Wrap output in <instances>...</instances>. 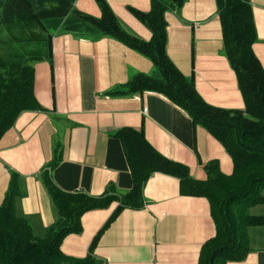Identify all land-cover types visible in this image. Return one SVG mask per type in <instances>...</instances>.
<instances>
[{
	"label": "crops",
	"instance_id": "obj_1",
	"mask_svg": "<svg viewBox=\"0 0 264 264\" xmlns=\"http://www.w3.org/2000/svg\"><path fill=\"white\" fill-rule=\"evenodd\" d=\"M115 17L139 39L151 33L129 12H148L149 0H105ZM256 30L252 51L264 70V0H250ZM75 10L94 18L100 11L94 0H76ZM166 53L197 93L209 105L242 110L236 77L223 55L215 0H185L179 10L166 12ZM154 67L143 55L118 41L86 39L56 32L52 37V68L34 64V96L40 111L21 113L0 139V205L10 175L20 178L22 195L15 213L42 238L57 219L39 173L52 161L54 185L65 193L100 196L111 186L116 196L132 187L121 143L114 134L123 128H143L147 143L166 159L188 168L204 182L203 167L215 162L229 176L232 161L224 148L203 128L164 96L143 92L114 97L115 88L135 74L152 75ZM146 113L142 114V109ZM142 209H124L101 234L94 264H197L202 245L215 235L209 204L202 197L182 196L176 178L155 173L145 183ZM85 213L80 234L60 245L69 260L88 256V247L117 207ZM262 205L253 207L252 216ZM250 209V210H251ZM249 253L241 262L264 264V227L247 229Z\"/></svg>",
	"mask_w": 264,
	"mask_h": 264
},
{
	"label": "trees",
	"instance_id": "obj_2",
	"mask_svg": "<svg viewBox=\"0 0 264 264\" xmlns=\"http://www.w3.org/2000/svg\"><path fill=\"white\" fill-rule=\"evenodd\" d=\"M75 1L0 0V47L13 49L7 57L0 49V139L21 113L42 110L34 96V64L47 62L52 68V37L56 32L86 39L107 37L143 55L154 67L152 75L135 74L109 95L153 92L164 96L224 148L232 161V173L225 176L215 162H209L203 168L206 180L197 182L187 167L156 152L145 140L142 127L120 129L114 136L124 150L131 189L119 197L111 186L100 196L65 193L50 178L58 161L48 163L39 180L57 219L42 238L34 237L27 220L16 215L21 183L16 174L10 175L0 205V264H94L91 257L101 234L122 210L143 208L144 185L155 173L178 179L180 195L202 197L209 204L215 235L202 245L197 264L243 261L249 253L247 229L264 227V216L248 213L264 205V70L252 51L257 38L250 0H215L223 55L235 74L242 110L207 104L197 93L194 79L184 77L170 61L164 16L179 10L185 0H149L148 12L128 9L151 33L149 41L124 27L105 0H94L99 18L75 10ZM112 203L118 205L93 237L88 256L74 261L66 258L60 245L66 236L81 233V217Z\"/></svg>",
	"mask_w": 264,
	"mask_h": 264
},
{
	"label": "rangeland",
	"instance_id": "obj_3",
	"mask_svg": "<svg viewBox=\"0 0 264 264\" xmlns=\"http://www.w3.org/2000/svg\"><path fill=\"white\" fill-rule=\"evenodd\" d=\"M0 49H1V54L3 57H7L8 55H11L13 53V49H10L7 51L5 50L6 48H4V47H2V48L0 47ZM252 210L253 209L249 210V212H248L250 215H253V213H254V211H252ZM259 213H264V205H262V207L259 208Z\"/></svg>",
	"mask_w": 264,
	"mask_h": 264
},
{
	"label": "built area",
	"instance_id": "obj_4",
	"mask_svg": "<svg viewBox=\"0 0 264 264\" xmlns=\"http://www.w3.org/2000/svg\"><path fill=\"white\" fill-rule=\"evenodd\" d=\"M142 112L145 113L146 112V109H143Z\"/></svg>",
	"mask_w": 264,
	"mask_h": 264
},
{
	"label": "bare ground",
	"instance_id": "obj_5",
	"mask_svg": "<svg viewBox=\"0 0 264 264\" xmlns=\"http://www.w3.org/2000/svg\"><path fill=\"white\" fill-rule=\"evenodd\" d=\"M189 116V115H188ZM205 129V128H204ZM204 168V167H203Z\"/></svg>",
	"mask_w": 264,
	"mask_h": 264
}]
</instances>
